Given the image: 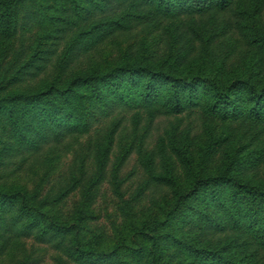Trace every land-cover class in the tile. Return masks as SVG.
Returning <instances> with one entry per match:
<instances>
[{
  "label": "trees",
  "instance_id": "16d2710c",
  "mask_svg": "<svg viewBox=\"0 0 264 264\" xmlns=\"http://www.w3.org/2000/svg\"><path fill=\"white\" fill-rule=\"evenodd\" d=\"M48 252L264 264V0H0V264Z\"/></svg>",
  "mask_w": 264,
  "mask_h": 264
},
{
  "label": "rangeland",
  "instance_id": "374dc122",
  "mask_svg": "<svg viewBox=\"0 0 264 264\" xmlns=\"http://www.w3.org/2000/svg\"><path fill=\"white\" fill-rule=\"evenodd\" d=\"M187 122V120L185 121V123ZM168 126V120H166L165 118H160L158 119V121L155 123V131L157 133H161L163 131V129L165 127ZM157 135V134H156ZM133 165V161H131V163L128 165L127 169H130L131 166ZM46 261L48 264H53L52 263V259H51V253H46Z\"/></svg>",
  "mask_w": 264,
  "mask_h": 264
}]
</instances>
